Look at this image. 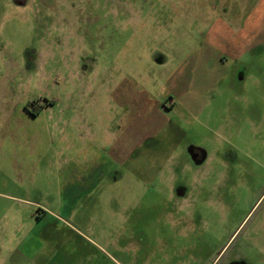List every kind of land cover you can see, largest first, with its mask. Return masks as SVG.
<instances>
[{"label":"rangeland","instance_id":"obj_1","mask_svg":"<svg viewBox=\"0 0 264 264\" xmlns=\"http://www.w3.org/2000/svg\"><path fill=\"white\" fill-rule=\"evenodd\" d=\"M260 2L0 0V264H264Z\"/></svg>","mask_w":264,"mask_h":264},{"label":"crops","instance_id":"obj_2","mask_svg":"<svg viewBox=\"0 0 264 264\" xmlns=\"http://www.w3.org/2000/svg\"><path fill=\"white\" fill-rule=\"evenodd\" d=\"M260 4L261 8H263L264 2H260ZM244 5L246 6L247 4L244 3ZM253 25L254 22L252 17V19H247L248 28L245 27L243 33L242 30L239 32V30H233L231 27L230 30L228 29L229 34L225 36L232 37L230 51L232 56L236 59H241L244 57L255 58L260 56V54L255 55V51L262 53L264 52L262 51V48H264V33L259 31V28L255 29ZM220 34L222 35L221 32ZM253 39H258L259 41L256 44H253ZM246 70L247 67L240 69L238 74L240 75V81L245 79L244 75ZM127 94L119 98L118 103L122 109H128L129 114H127V119L131 123V126L137 124L138 131L134 132L132 135V138L130 139V149H125L123 152L124 157L121 158V161L127 160L129 155L133 153L134 149L143 144L145 140L151 139L167 123V118L165 116L166 109L161 105V102L159 103L158 101L150 100L146 93L138 94L136 92L130 91L127 92ZM204 96L205 95H203V97ZM155 120L161 121L155 124ZM145 125L149 129H147V131L141 130L140 128Z\"/></svg>","mask_w":264,"mask_h":264}]
</instances>
